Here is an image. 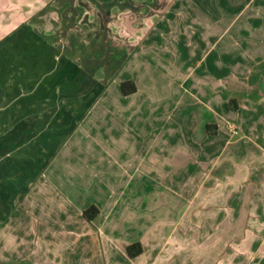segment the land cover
<instances>
[{
    "label": "crops",
    "instance_id": "obj_1",
    "mask_svg": "<svg viewBox=\"0 0 264 264\" xmlns=\"http://www.w3.org/2000/svg\"><path fill=\"white\" fill-rule=\"evenodd\" d=\"M197 1L204 0H196V2L195 0H153L152 4L146 0L139 3L134 1L126 3L125 7L129 8L128 11L131 10L130 8H137L136 4L141 5V10L136 18L132 13L127 14L125 28L122 30L123 34H117L115 37L118 39L119 36L123 44L118 49L119 51L111 54L110 63L122 76L119 82L115 80L112 84L115 90L110 94L105 93L109 97L101 96L100 93L103 87L102 78L98 76L103 72L101 54L99 63L92 64L94 68L91 70H87L80 64H77L75 68L70 67V64L63 65V69H61L63 72H67L71 68L75 69L74 71L79 77L77 83L80 80V73L90 74L82 76V85L84 87L97 86L99 89L97 94L100 95L101 101L88 115L85 113L84 106L74 118L70 113V105L74 103L71 99L76 97L77 106L80 103L83 105L85 104L84 94L79 96L80 93H78L71 97L68 91L64 90L60 95L55 96L54 86L50 85V82H53L54 73L58 70L55 68V62L48 61L49 58H52V54H46L45 61L39 63V69H43L42 73H44L43 76L40 75L41 81L36 80L35 83L31 80L32 82H29L28 86L16 88L13 95L6 94L4 84L6 79L4 75L0 76V204L4 206L3 209L0 208V217L15 201L28 200V197L31 200H36L40 196L45 200L50 197L55 198L53 186L56 182L65 184L69 192L63 193L60 198H57L58 201H54L55 210H62L66 214L67 220L64 221L62 219L64 214L59 213L62 231L67 232L66 228L69 226V234L68 232L67 234L70 241L64 247H62L63 244H56L61 249L55 250L63 251L59 255L62 258L61 264H69L66 259L67 255L64 254L66 249L77 244L80 246L91 244L94 239L92 228L96 229L97 224L81 222V216L83 217L82 213L86 207H84L85 205L80 207L78 203L82 197L84 201V194H90L94 187L97 189L94 203L91 205L97 207L99 211L102 203H105L104 201L108 203L116 199L115 204L109 205L108 211L106 209L101 213L103 219L101 218V225L98 227L99 231L101 229L110 230L109 234L102 231L110 243V240L115 242L123 239L124 244L120 251L116 247L114 249L117 252L110 248L111 254H119L110 256V260L119 259V261L114 260V264H125V262L136 264V261H140V264H197L195 258L198 256H200L198 264H264V191L251 194L255 188L249 185L250 183L237 185V189H232L239 181H233L230 176L220 178L225 174V167L227 171V165L230 164V162L229 164L228 162L221 163V156L230 146L229 133L236 129L229 125V122L240 121L246 117L260 121L261 125H257L260 129L264 125V19H260L259 13L255 12V9H260V11L264 9L262 6L264 0H261L262 5L257 3L260 0H208L212 9L235 8L239 10L233 19L218 17L216 18L217 22H212L214 18L210 21L211 29H214L216 24L217 31L221 29L225 32L239 24L236 61L238 67L236 69L233 66L223 68L224 65H221L222 72L226 74V78L222 79L225 82L217 85L218 80H214L210 102L201 104L207 110L206 113L210 114L209 117L204 113L203 116L200 115L195 120L193 124L195 131H191L196 137L194 136L195 140L191 145L184 138L181 140L179 148L173 147L174 149L177 147L185 156L187 162H183V166H185L183 168H187L185 169L187 173L193 178L197 174L199 175L196 183L192 181L186 184L185 181V186L183 185L178 191L182 197L175 194L173 196L171 191L166 188L165 196H168L169 199L163 202L165 209L160 216H166L164 219L161 218V220L153 222L155 226L151 225L152 221L147 224L142 222L140 229L132 238L124 239L116 234L121 232L118 231V223L115 220L119 189L122 185L127 186L133 182L144 165V156L156 151V140L159 134L166 129L168 124L165 122H170L173 117L177 99L174 100L173 106L167 107L164 111V120L160 124L155 125L154 128L147 127L141 144L136 142L132 150L129 149L128 144L126 146L119 145L118 151L121 153L125 151L123 155L126 157L123 165L114 171V176L111 173V178L115 180L114 185L108 186L110 192L105 196H103L105 186L100 184L103 181L98 179L100 172L91 174L93 170L85 160L86 141L88 142L86 152L89 157L93 156L94 161H91L103 163L98 155H103L110 150L101 149L102 147L97 145L98 140L102 143L100 138L107 137L106 146L112 148L115 143L110 141L111 138L114 135L117 136V132L121 128L127 129V125L129 126L128 133L134 136L132 122L135 118L139 119L141 113L144 115L143 108L148 103L145 101L146 97L144 95L142 97V93L145 92L146 87L143 86L142 77L137 75L135 77V71L143 68L141 61L151 58V46L146 47L145 44H149L157 38V34L153 32L155 22L149 16H154L156 19L157 13L163 12L165 18L160 20L163 22L171 15L167 13V10H192L193 4L199 6ZM256 5L258 6L256 7ZM145 8L147 11L144 10ZM115 9L118 8L115 7ZM150 9L156 10V12H151ZM245 15L250 16L247 22L241 21ZM161 22L157 25L158 27L161 26ZM185 24L189 23L185 22ZM202 24L208 27L209 23ZM114 29L112 30L116 33L118 30ZM194 39V37L181 35L178 42L185 49H190L191 46H195ZM114 45H117V42ZM134 45H142L140 57L138 55L134 57L131 53L130 50ZM225 47V50H230V45ZM117 53L121 61L113 59ZM135 61L139 63L133 70ZM219 66H210L212 74ZM92 72L97 75H91ZM190 72V70L185 73L180 71L181 74H184V78L178 83V94L185 97L188 95L196 100L197 89H190L192 95L194 97L196 95L194 98L184 90L186 86H182L188 77L187 73ZM234 74H236L235 77H230ZM232 78L238 81L236 83L232 80L233 88L240 90L236 93L242 96L240 98H236L234 91L231 93L229 85ZM218 79L221 80V78ZM127 81L135 83L137 92L134 95H123L121 85ZM175 82L172 78L168 84L170 83V87L173 88L176 85ZM117 84L119 86H116ZM164 99L167 100V98ZM208 107L211 109L209 110ZM170 115L172 116L170 117ZM89 121H101L105 129L99 127L101 131L95 133L99 124L90 127ZM121 122H127V125L122 126ZM102 144L105 145V143ZM98 148L101 150L100 153L94 154ZM174 149H172V153ZM256 149L260 150L264 147L260 146ZM137 150L140 151V154L137 153ZM118 151L116 152L118 153ZM219 173L222 175L217 176ZM113 189L119 192L114 193ZM183 193L188 196L184 198ZM229 201H236L235 204H239L240 208H233L228 204ZM76 203L78 206L74 208V213L77 214L73 219L70 217V212H67V207H73ZM173 211L178 214L174 219H171L170 214ZM145 215L148 216V213ZM73 231L74 233H70ZM111 233L118 237L115 238V235ZM1 234L0 232V238ZM183 237H188V242L184 241ZM175 238L178 244L176 248L173 247ZM137 243L141 245L142 253L137 257H131L130 254L125 255V251ZM53 246L55 248V244ZM220 249L224 250L222 257H217L210 252V250ZM205 250L207 252L203 254ZM107 254L109 253L107 252ZM79 263L81 264V261Z\"/></svg>",
    "mask_w": 264,
    "mask_h": 264
},
{
    "label": "rangeland",
    "instance_id": "obj_2",
    "mask_svg": "<svg viewBox=\"0 0 264 264\" xmlns=\"http://www.w3.org/2000/svg\"><path fill=\"white\" fill-rule=\"evenodd\" d=\"M133 1L139 3L146 0H0V76H5L6 94L13 95L16 88L26 87L32 81L35 83L41 81L40 75L43 76L44 73H42L43 69H39V63L45 61L46 54H52V58H49L48 61L55 62V68L58 70L54 73L53 82H50V85L54 86L55 96L60 95L64 90H67L71 97L78 93H80L79 96L84 94L85 104L83 105L80 103L77 106L76 97L71 99L74 103L70 105V113L74 118L84 106L85 113L88 115L95 105L101 101L100 95L97 94L99 89L97 86L84 87L82 85V76H89L90 74L80 73L81 81L79 80L77 83L79 77L77 72L74 71L75 69L72 70L71 68L67 72H63L61 69L65 64H70L71 66H69H73V68L80 64L87 70H91L94 68L92 64L99 63L101 54L103 72L98 76L102 78L103 87L100 93L101 96L112 93L115 90L112 84L115 80L119 82L122 74L116 72L114 65L110 63V56L115 51H119L118 49L123 44L119 36L118 39H115V37L117 34H123L122 30L125 28L127 14L132 13L136 18V15L140 13L141 5L136 4L135 7L137 8L132 6L133 8H130V11H128L129 8L125 7L126 3ZM148 1L151 4L153 2V0ZM208 2V0L197 1L199 6L193 4L192 10H167V13L171 15L163 22H161V19L165 18L163 12L157 13L156 19L154 16H149L155 22L153 32L157 34V38L151 43L145 44L146 47L151 46V58L144 61L139 60L142 62L143 68L135 71V77L137 75L144 80L143 86L146 87V90L143 91L142 97L143 95L146 97L145 101L148 105L146 104L143 108L144 115L141 113L139 119L135 118L132 122L134 136L128 133L129 126L127 122H121L122 126L127 125V129L123 130L121 128L117 132V136L114 135L111 138L110 141L115 143L112 148L106 146L108 143L107 137H101L100 139L105 145L99 140L97 145L101 146V149L110 150L103 155H98L103 163L93 162V156L89 157L86 152V146H88L86 141L85 160L93 170L91 174L100 172L98 179L103 181L100 184L105 186V192L103 193V196H105L110 192L108 186L114 185L115 180L111 178V173L114 176V171L123 165L126 157L123 155L125 151L122 153L118 151L119 145L126 146L128 144L129 149L132 150L136 142L141 144L147 127L154 128L155 125L160 124L164 120V111L167 107L173 106L175 99L178 100L175 101L177 103L173 117L171 120L167 119L170 122H165L168 125L156 140V151L144 156V165H142L140 173L136 175L132 183L130 182L127 186L122 185L119 189L120 192L115 189L112 190L114 193L119 192L115 220L118 223V231L121 232L116 234L124 239L132 238L140 229L142 222L147 224L152 221L153 223L166 217L164 215L160 217L165 209L163 202L169 199L168 196H165L166 188L171 191L173 196L182 197V194L178 191L183 185L185 186V181L188 184L192 181L196 183L198 180L199 174L193 178L185 170L187 168H183L185 167L183 162H187V160L178 148L184 138L188 140L189 145L195 140L196 136L192 131L194 130L193 124L198 116H203L205 113L209 117L210 114L206 113L207 110L202 105L204 102H210L213 81L218 80L217 85L225 82L222 79L226 78V74L222 72L221 65H224L223 68L233 66L236 69L238 67L236 61L239 36L237 28L239 24L225 32L221 29L217 31L218 26L216 24H213L216 27L211 29L210 21L214 18L212 22H217L216 18L218 17L233 19L239 10L235 8L212 9ZM257 3L262 5L263 2L260 0ZM262 6L264 7V4ZM115 7L118 9H115ZM144 10L147 11V8ZM151 12H156V10L152 9ZM255 12L259 13L260 19H264V9L262 11L255 9ZM249 17L245 15L241 21L247 22ZM159 21L161 22L160 27L157 26L160 23ZM185 22L189 24L186 25ZM205 22L209 23L208 27L203 26L202 23ZM113 28L118 31L114 33ZM181 35L194 37L195 46H191L190 49L182 47L178 42ZM115 42H117V45H114ZM227 45H230V50H225ZM142 48V45H134L130 51L134 57L136 55L140 57ZM222 55L224 56L221 57ZM113 59L121 61L118 53ZM138 63L135 61L133 70L136 69ZM212 65H220L213 74L210 67ZM187 70L191 72L187 73L188 77L182 86H186L184 90L192 97L194 96L190 89H197L199 94L195 92L197 93L196 100L188 95L185 97L178 94V83L184 78V74H181L180 71L185 73ZM91 75L95 76L97 74L92 72ZM235 76L236 74L230 77ZM172 78L173 81H176L173 88L170 87V83L168 84ZM218 78H221V80ZM232 80L238 82L237 79H231L229 85L231 93L234 91L236 98L242 97L240 94H236L240 90L233 88L234 83ZM116 86H119V84ZM261 86L263 85L261 84ZM164 98H167V100ZM208 108L211 109V107ZM96 124L99 125H97L95 133L101 131L99 127L105 129L101 121L88 122L90 127ZM229 125L236 129L229 133L230 146L221 156V163L228 162L229 164L230 162V164L227 165V171L225 167L224 175L219 173L217 176L222 175L221 179L230 176L233 181H239L232 189H237V185L250 183L249 185L253 186L256 191L251 194L264 191V149H256V147H264V125L260 129L257 127V125H261L260 121L253 118L247 119L246 117L240 121L229 122ZM259 130L260 132H258ZM174 146L178 148L174 149ZM172 149H174L173 153ZM100 151L98 148L94 151V154H99ZM137 153L140 154V151L137 150ZM55 173L57 174V172ZM60 183L56 182L53 186L55 198L50 197L45 200L41 199L42 196H40L36 200H31L28 197V200L15 201L0 217V232L2 233L0 238V264H61L62 258L59 255L63 251H56L57 248L61 249L56 244H63L62 247H64L70 240L68 237L69 226L66 228L68 234L66 231L64 233L59 215V213L64 214L62 219L66 221V214L62 210H55L54 201H58L57 198H60L63 193L69 192L68 187ZM96 189L97 187H94L90 194H84V201L82 197L81 201L78 202L80 207L85 205V211L94 203ZM228 193L231 194L229 191ZM184 195L185 193H183ZM187 196L185 195L184 198ZM104 202L99 216L92 222L97 224L96 229L91 227L94 233L92 243L81 246L77 244L66 249L64 254L67 255V263L80 264L81 261V264H114V260L119 261L117 258L114 260L109 259L110 256L118 254H111L110 248L114 249L116 247L120 251L124 244L123 239L115 242L110 240V243L102 232H108L109 234L110 230L101 229L99 231L98 229L101 225V218L103 219L101 213L106 209L108 211L110 209L109 205L115 204L116 199L108 203L107 201ZM235 202L229 201L228 204L235 209L240 208L239 204L236 205ZM77 206L76 203L73 207H67V212H70V217L73 219L76 218L77 213H74V208ZM0 208L3 209L4 206L0 204ZM178 212L173 211L170 218L174 219ZM146 213H148V216L145 215ZM71 222L73 221L71 220ZM81 222L89 223L82 216ZM151 225L155 226V223ZM70 233H74V231ZM116 234L112 235H115L116 238L118 237ZM183 238L184 241L188 242V237ZM174 240L175 245L173 247L176 248L178 244L176 238ZM53 244H55V248H53ZM106 249L110 255L107 254ZM135 251V249L133 251L127 249L125 255ZM223 251L221 249L210 250L217 257H222ZM205 252L207 251H203V254ZM58 256L59 259H57ZM199 257L195 258L197 264L200 260ZM140 263V261H136V264ZM125 264L129 263L125 262Z\"/></svg>",
    "mask_w": 264,
    "mask_h": 264
},
{
    "label": "trees",
    "instance_id": "obj_3",
    "mask_svg": "<svg viewBox=\"0 0 264 264\" xmlns=\"http://www.w3.org/2000/svg\"><path fill=\"white\" fill-rule=\"evenodd\" d=\"M121 90L123 95L125 96H131L137 92V88L133 81L123 82L121 85ZM99 214V209L95 206H92L83 213V217L87 222L92 223L99 216ZM134 249L136 250L134 253L130 252L131 257H137L142 253V247L139 243L134 244L128 248L129 251H133Z\"/></svg>",
    "mask_w": 264,
    "mask_h": 264
}]
</instances>
